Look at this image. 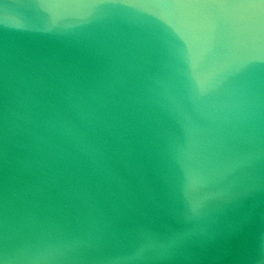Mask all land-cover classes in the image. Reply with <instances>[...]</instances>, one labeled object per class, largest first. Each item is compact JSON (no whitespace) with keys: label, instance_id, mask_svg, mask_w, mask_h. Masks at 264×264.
Instances as JSON below:
<instances>
[{"label":"water","instance_id":"obj_1","mask_svg":"<svg viewBox=\"0 0 264 264\" xmlns=\"http://www.w3.org/2000/svg\"><path fill=\"white\" fill-rule=\"evenodd\" d=\"M0 264H264V0H0Z\"/></svg>","mask_w":264,"mask_h":264},{"label":"clouds","instance_id":"obj_2","mask_svg":"<svg viewBox=\"0 0 264 264\" xmlns=\"http://www.w3.org/2000/svg\"><path fill=\"white\" fill-rule=\"evenodd\" d=\"M213 7L218 10V15L225 17V18H235L242 15V13L234 11V9H238L243 7L242 5H231V4H216L212 5Z\"/></svg>","mask_w":264,"mask_h":264}]
</instances>
